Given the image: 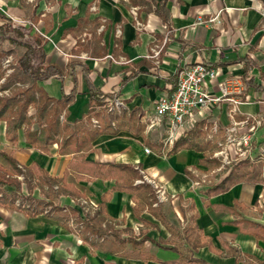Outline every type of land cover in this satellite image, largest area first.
<instances>
[{"label": "crops", "instance_id": "crops-1", "mask_svg": "<svg viewBox=\"0 0 264 264\" xmlns=\"http://www.w3.org/2000/svg\"><path fill=\"white\" fill-rule=\"evenodd\" d=\"M135 1L0 0V15L30 26L46 38V62L57 66L61 76L40 82L39 86L54 99L74 94L66 117H62L65 124L73 127L85 120L94 91L106 97L102 109L115 98L126 106L113 124L116 132L99 135L81 152H61L59 144L48 152L39 151L27 142L24 129L18 133V141L12 143L8 141L6 123L0 122V152L11 155L21 169L37 165L51 178L65 179L83 196L61 197L58 203L62 206L81 212V200L99 205L111 192L107 213L122 232L118 239L109 236L89 243L45 213L29 216L0 204V264L177 261L179 255L170 240L192 251L183 239V230L194 214L198 215L200 235L208 243L192 252L194 258L209 264L264 263V241L254 235V225L264 226V183L252 179L224 194L206 195V190L231 170L218 173L219 167L213 168L210 162L217 161L213 155L218 142L225 139L234 105L223 101L187 121L184 135L198 128L202 134L199 142L210 146L206 153L183 149L171 154L173 148L163 144L168 123L155 115L157 103L177 86L178 73L186 67L203 64L217 71L216 80L208 83L212 96L222 95L223 82L240 81L241 93L234 95L241 102L236 121L241 134L248 133L257 121L263 123L248 160L264 173V0H166L167 23L157 13L162 0H156L157 5L151 8ZM199 16L205 20L219 16V22L197 25ZM8 57L16 59L14 55ZM246 69L257 88L245 85ZM147 122L156 124L150 132ZM214 126L218 133L209 139ZM146 148L150 154H145ZM81 156L84 158L79 159ZM104 165L131 166L142 177L136 184L147 183L146 176L165 189L168 200L158 202L153 186L147 183L154 190V207L158 210L142 214L146 224L139 221L133 212L132 195L113 191L115 179L92 175L99 170L110 171ZM0 167H8L1 155ZM205 176L208 183L203 182ZM22 187L27 190L24 182ZM6 190L13 192L11 188ZM33 195L44 198L39 186ZM192 206L194 211L190 210ZM129 238L142 243L134 246ZM162 253L175 257L162 259Z\"/></svg>", "mask_w": 264, "mask_h": 264}, {"label": "trees", "instance_id": "trees-1", "mask_svg": "<svg viewBox=\"0 0 264 264\" xmlns=\"http://www.w3.org/2000/svg\"><path fill=\"white\" fill-rule=\"evenodd\" d=\"M137 3L145 4L149 8L152 5H157L156 0H136L134 4ZM165 3L166 0H162L159 3L157 13L167 23L168 14L165 9ZM45 43L46 38L37 34L32 27L16 24L7 17L0 15V93L5 91L12 92L11 96H0V122L6 123L8 141L12 143L18 141V133L24 129L27 142L39 151L48 152L51 146L59 144L61 152H66L69 149L81 152L83 149L89 148V145L99 135L107 131L115 133L116 130L113 129V124L118 122L122 116L105 112L106 110L102 108L106 105V97L94 91L91 94L90 112L85 120L76 122L73 127L65 124L62 121V117H66L67 109L74 100V94L64 96L61 99H54L49 97L39 86L40 82L61 76V70L57 66L46 62ZM18 50H21V53ZM10 55L16 57V63L12 66L13 73L6 77L2 62L3 59ZM2 80H4L3 83H1ZM243 81L247 87L257 88L252 80L248 78L247 69ZM175 89L176 86L171 93ZM31 109L34 110L33 114L30 113ZM92 118L98 121L97 126L92 124ZM32 125H37V129L32 130ZM196 131L197 133H195ZM196 131H191L182 136L175 143L171 154L183 149L206 153L210 146L199 142L202 134L198 128ZM0 155L8 164L7 168L0 167V191H3L4 188L13 189L11 194L6 192V194L4 193L0 196L1 205L24 212L29 216L46 213L32 209L29 206L25 207L22 204H15L16 199L14 197L23 190L22 182L18 180V177L24 178L23 182L29 194H33L35 189L38 186L40 187L44 196L43 199L46 201H40V205L51 206V203H58L61 197L75 199L83 197L74 187L68 185L65 179H53L37 165L21 169L11 155L6 152H0ZM81 158L83 159L84 157H79V159ZM210 164L213 168H217L220 165L217 161H211ZM103 167H108L110 171L102 172L99 170L96 173H92V175L104 179H115L113 191L132 195L135 204L133 208L134 215L139 221L146 224L147 222L141 217L142 214L145 211L155 214L158 210V208L154 207L157 200L153 188L147 183L136 184V181L141 180L142 177L131 166L104 165ZM72 168H76L75 164H72ZM252 179L256 182L264 183V173L260 171L256 164L249 160L242 161L235 165L219 183L208 188L206 195L213 197L224 194L234 185ZM111 196V192L106 193L103 196L102 203L98 205L97 211L93 214H87L85 218L82 217L80 211L67 206H63L57 212H62L64 209L77 216L81 225L78 233L85 242L104 241L109 236L118 239L122 232L116 229V224L109 217L106 207V204L111 200ZM190 210L194 211L195 209L192 206ZM46 216L57 219L67 226L65 217L58 218L48 214ZM197 217V214L192 215L190 223L183 230V239L190 244L192 251L185 249L181 244H175V240L172 239L170 240V243L174 244L172 249L178 253L179 259L161 264H209L194 258L192 254L193 251L198 250L200 247L208 245L200 235L196 224ZM254 226L256 230L254 235L264 241V226ZM124 231L129 232L130 230L126 229ZM128 241L134 246L142 243L137 244L133 238H129ZM245 257L253 259L249 255Z\"/></svg>", "mask_w": 264, "mask_h": 264}, {"label": "built area", "instance_id": "built-area-1", "mask_svg": "<svg viewBox=\"0 0 264 264\" xmlns=\"http://www.w3.org/2000/svg\"><path fill=\"white\" fill-rule=\"evenodd\" d=\"M135 14V10L133 11ZM263 29H264V14ZM219 16L211 17L205 20L203 16H199L196 20L197 25H204L209 23H218ZM140 25V24H138ZM121 32L118 31V34ZM12 57H7L3 61V67L6 69L7 75L12 73ZM217 71L207 65L197 64L182 69L178 73L177 86L174 92L166 93L162 96L155 107V115L158 120L167 121L168 132L163 139V144L168 147H174L175 143L185 134V126L187 121L192 119L196 114H201L203 111L211 110L219 106L223 101H228L234 105V108L229 112L230 124L226 129L225 139L218 142V150L214 153L213 158L219 161L218 173L232 169L238 163L244 160H250L252 155V148L254 138L257 135L259 128L262 126L261 121L250 129L246 134H241L240 124L236 121L237 107L241 102L234 95L240 94L242 84L238 80H227L221 84L222 95L212 96L208 91V83L216 80ZM4 93V92H3ZM2 94V93H0ZM124 103L115 98L110 104L106 106L108 113L118 114L123 113L125 109ZM93 125L97 126L98 121L93 120ZM156 124L154 122H147L146 128L150 132L154 129ZM218 128L214 126L210 130V137L217 135ZM145 154H150L149 148H146ZM22 180V178H19ZM144 180L151 184L157 194L158 202H165L168 200L167 192L158 183L149 180L146 176ZM203 182L208 183V177L205 176ZM200 183H196L199 185ZM81 215L83 218L87 214H93L97 211L98 205L88 200H81L80 203ZM76 232H80L81 225L77 226Z\"/></svg>", "mask_w": 264, "mask_h": 264}, {"label": "rangeland", "instance_id": "rangeland-1", "mask_svg": "<svg viewBox=\"0 0 264 264\" xmlns=\"http://www.w3.org/2000/svg\"><path fill=\"white\" fill-rule=\"evenodd\" d=\"M19 53H21V50H18ZM16 58V57H15ZM16 63V59L14 61H12V64ZM12 68V67H11ZM6 72V69H4ZM7 75V73L5 74V76ZM12 92H7L5 91L4 93L0 94V96H11ZM106 110V109H105ZM107 112V110L105 111ZM37 125H32V130L36 129ZM194 128H196L195 126L192 127V130H195ZM20 177H18V180L20 182L24 181V178H22V180L19 179ZM25 188V187H24ZM7 190L6 188L3 189V191H0V196L3 195L4 193L6 194ZM8 194H11V192H7ZM38 193V191L36 192ZM16 199V203L15 204H22L25 207H31L32 209H36L37 211H44L46 212L45 214L47 215H53V216H57L58 218L60 217H65L67 220V225L70 229L75 230L76 228H78L77 226L80 225V220L77 218V216L73 215V213H71L70 211H65L63 209L62 212H57V210L62 209L63 206L57 202L55 203H51V206H44V205H40V201L41 202H46L44 199H42V197L40 196H34L32 193L29 194L28 191L26 189H23L22 191H20L16 197H14ZM44 200V201H43ZM175 255L174 254H170V253H162L160 254V257L162 259H168L167 257H172Z\"/></svg>", "mask_w": 264, "mask_h": 264}]
</instances>
